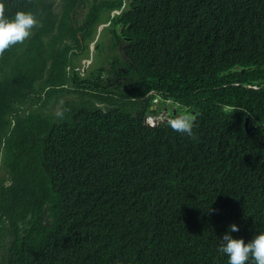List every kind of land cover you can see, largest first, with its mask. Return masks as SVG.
Here are the masks:
<instances>
[{
  "label": "trees",
  "instance_id": "trees-1",
  "mask_svg": "<svg viewBox=\"0 0 264 264\" xmlns=\"http://www.w3.org/2000/svg\"><path fill=\"white\" fill-rule=\"evenodd\" d=\"M2 1L11 17L31 12L37 34L0 51L14 64L0 62V264H98L99 246L103 264H228L218 237L229 224L235 238L264 231V90L233 85L264 84V0H126L114 17L125 0H93L81 18L77 0ZM152 90L181 116L167 101L152 111L156 94L141 101ZM165 107L172 120L149 126ZM189 120L191 134L175 130ZM72 185L69 205L59 190Z\"/></svg>",
  "mask_w": 264,
  "mask_h": 264
},
{
  "label": "clouds",
  "instance_id": "clouds-1",
  "mask_svg": "<svg viewBox=\"0 0 264 264\" xmlns=\"http://www.w3.org/2000/svg\"><path fill=\"white\" fill-rule=\"evenodd\" d=\"M60 1L62 0H57L56 4H59ZM108 0H101V6ZM93 0H77L75 2H72V4L77 8L79 11L78 18H81L82 15H84L92 6ZM126 6V0L122 6L121 9H114L110 12V15L114 17L115 15H118L121 13V11L125 8ZM82 7V8H81ZM13 13L9 14L6 9L5 3L0 0V51H3L4 49L8 48L10 45H13L17 42H22L25 38H30V36L34 37L37 34V20L35 16L31 12L27 11H16L14 16L11 17ZM101 25H104L102 30L98 33L99 27ZM110 25L109 23H104L100 24L97 28V35L95 36V39L90 42L89 44V54H91V58L93 57V53L95 52V46L96 43L103 31V29L107 26ZM122 29V28H121ZM95 42V43H94ZM94 43V44H93ZM94 50V51H93ZM225 60H227V66L224 68H228V70L224 71V74L231 73L233 62L232 59L227 56L226 53L221 54ZM11 64L10 61L5 58V52H0V62H2V59ZM84 59V58H82ZM81 59V60H82ZM89 63V62H87ZM88 65V64H86ZM2 66L5 68L4 63L2 62ZM91 66V65H89ZM89 66L83 65V68H80V71L83 72L81 73L82 76H85L86 73H88ZM223 68V69H224ZM118 75L115 77V80L112 82V84H116L117 86L123 85L126 81L127 78L123 75ZM236 82L233 83L235 86H240V88L245 89L247 91H257L260 92L264 90V84L261 82H242L239 79L235 80ZM4 83V82H0ZM111 84V85H112ZM123 89V87H121ZM131 93V91L129 92ZM156 94L157 96L152 99L153 104L150 106V109L152 111L157 110L158 104H161V101H167L168 107L173 111L174 114H178L177 111V106L171 105V100H164L160 94L156 90H152L151 92L148 93L146 97H144L141 101H150L148 98L149 96ZM99 108L107 113L108 109L105 104L100 105V103L97 104ZM118 107V105H116ZM230 107H224L225 111H228ZM46 110H43L42 112H45ZM128 110H125L123 108H118L117 114H126L128 113ZM55 114V113H54ZM180 115V114H178ZM181 116V115H180ZM249 116H245L244 120L246 123V128H249L248 125V119ZM106 116L103 114V130L100 131L98 128L93 127L94 134L96 136V139H102L103 137V132L106 127ZM172 117L168 113L167 108L163 111H160L159 114L157 115H148L146 117V123L151 126L155 127L160 123L165 124L167 121H171ZM192 123H195V119H193ZM177 131L179 132H186L188 134H191V121L185 122L182 126L176 127ZM100 142V141H99ZM23 155V160L25 162L26 168L29 173L34 172L32 170V163L30 158L25 154V152H21ZM55 163L56 161L53 160ZM243 162H237L236 167H240ZM0 168H4L1 167ZM3 174V170L1 172ZM26 175H21L18 177H13L10 179H7L6 181L3 182V187L9 188L12 186L17 185V183L24 178ZM30 181H35L36 178H31L29 177ZM45 181V180H44ZM47 182V181H46ZM0 183V199L4 197H8V191H4V189L1 187ZM76 189V187H73V185L67 189L64 190H59L61 193L64 195H69L70 196V202L69 205H72V195L73 191ZM46 191H49V188L42 182L40 184L39 190H38V202H41L45 198ZM44 202H46L44 200ZM8 223V213H6V209L2 210L0 208V227ZM46 224L49 225V218L46 217L43 225L46 227ZM47 229V228H46ZM46 231V230H45ZM239 231V226L235 223H231L228 225L227 230L223 233V235L219 238L220 244L218 246V253L222 256L225 254L227 256V262L228 264H264V231L255 233L252 235V237L248 240H245L243 237H238L235 238L233 237L232 233L238 232ZM95 246V245H94ZM105 250V246H99V251L101 252L99 255L96 254V260L98 264H103V252ZM108 264H133L132 260L128 258H117L116 261L110 262Z\"/></svg>",
  "mask_w": 264,
  "mask_h": 264
},
{
  "label": "rangeland",
  "instance_id": "rangeland-1",
  "mask_svg": "<svg viewBox=\"0 0 264 264\" xmlns=\"http://www.w3.org/2000/svg\"><path fill=\"white\" fill-rule=\"evenodd\" d=\"M59 1V0H58ZM91 45V44H90ZM94 51V50H93ZM116 52V51H115ZM104 54L106 55V56H111L112 55V51H110V50H106L105 52H104ZM116 54V53H115ZM117 54H119V53H117ZM105 55H102L101 56V62H104V65H107V68H111V66H110V64H108L109 63V59H107V58H105ZM89 56V57H88ZM94 57H95V52L93 53V57L91 58V54H89L88 53V55H86V53H85V57H84V59H82V60H80L79 61V64H81L82 65V67L81 68H83V65L85 64V66H89V65H94L95 64V60H94ZM87 62H89V63H87ZM86 64H88V65H86ZM95 67H97V65H95ZM89 69H90V66H89ZM86 75H87V73H86ZM85 75V76H86ZM62 103L64 102V101H61ZM29 107H31L32 109H36L37 107L35 106V105H33L32 103H28L27 105H26V108H29ZM60 110L58 109V107H54L53 109H52V112L53 113H57V112H59ZM1 172H2V169L0 168V176H2L3 174H1Z\"/></svg>",
  "mask_w": 264,
  "mask_h": 264
},
{
  "label": "water",
  "instance_id": "water-1",
  "mask_svg": "<svg viewBox=\"0 0 264 264\" xmlns=\"http://www.w3.org/2000/svg\"><path fill=\"white\" fill-rule=\"evenodd\" d=\"M104 27V25H101L100 27H99V31H98V33L102 30V28ZM95 43V42H94ZM93 43V44H94Z\"/></svg>",
  "mask_w": 264,
  "mask_h": 264
}]
</instances>
